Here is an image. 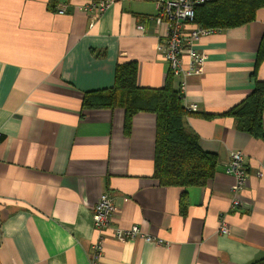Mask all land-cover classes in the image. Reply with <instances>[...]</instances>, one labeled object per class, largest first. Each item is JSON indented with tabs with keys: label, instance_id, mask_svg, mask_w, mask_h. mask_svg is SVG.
<instances>
[{
	"label": "crops",
	"instance_id": "1",
	"mask_svg": "<svg viewBox=\"0 0 264 264\" xmlns=\"http://www.w3.org/2000/svg\"><path fill=\"white\" fill-rule=\"evenodd\" d=\"M87 1L0 0V264H93L101 237L97 264L263 259L264 139L221 114L255 88L264 8L254 21L197 44L203 73L188 79L183 102L216 117L189 115L185 124L219 163L205 186L184 189L153 177L155 114L134 115L128 135L124 109L83 107L86 92L114 86L120 62H138L140 86H164L170 66L157 51L154 1L112 0L96 21L82 9ZM60 3L65 14L57 12ZM256 76L264 80V60ZM234 150L244 153L250 177L243 205L232 210L235 178L225 168ZM105 191L117 210L100 232L93 207ZM222 219L228 234L220 232ZM135 224L161 243L115 236Z\"/></svg>",
	"mask_w": 264,
	"mask_h": 264
},
{
	"label": "trees",
	"instance_id": "2",
	"mask_svg": "<svg viewBox=\"0 0 264 264\" xmlns=\"http://www.w3.org/2000/svg\"><path fill=\"white\" fill-rule=\"evenodd\" d=\"M56 2L51 4L55 8ZM264 0H215L198 6L195 24L212 30H225L248 24L256 19ZM264 60V36L257 54L254 90L240 103L221 114L234 118L238 130L264 139V80L257 78V69ZM137 61L120 62L116 66L114 86L88 91L84 95V109L122 108L125 111V133L130 134L132 119L140 112L156 115V137L153 177L161 186L184 189L205 186L216 173L218 154L206 151L198 134L186 126L185 119L196 115L205 119L214 114L189 111L184 105V93L175 85L171 72L163 87H142L138 83ZM187 205L186 193L182 208ZM264 264V258L253 263Z\"/></svg>",
	"mask_w": 264,
	"mask_h": 264
},
{
	"label": "built area",
	"instance_id": "3",
	"mask_svg": "<svg viewBox=\"0 0 264 264\" xmlns=\"http://www.w3.org/2000/svg\"><path fill=\"white\" fill-rule=\"evenodd\" d=\"M156 5L154 20L159 28L157 51L169 63L170 72L180 82L182 93L187 81L192 76H199L203 73L205 54L197 49V44L202 37L214 33L216 30L204 28L195 24V13L198 6L213 2L215 0H153ZM112 0H89L83 6L84 11L93 13L92 20L96 21L112 5ZM65 3L57 6L59 14L67 12ZM187 58V61L185 59ZM189 111L197 110L192 104L187 106ZM1 138V134H0ZM226 173L235 178L232 186L231 209H238L243 205L240 195L249 182V172L246 166L245 155L240 150H234L226 164ZM263 176V173H259ZM116 204L112 195L103 192L98 202L93 207V219L98 231L104 232L110 227L113 217L116 214ZM220 232L228 234L230 229L225 219H222ZM115 236L120 240L143 238L146 241L161 240L145 234L142 228L135 224L129 228H116ZM103 246V237L92 246L93 264H97Z\"/></svg>",
	"mask_w": 264,
	"mask_h": 264
}]
</instances>
